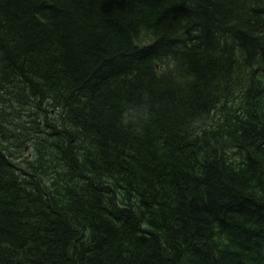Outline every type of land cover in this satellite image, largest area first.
<instances>
[{
    "label": "trees",
    "instance_id": "obj_1",
    "mask_svg": "<svg viewBox=\"0 0 264 264\" xmlns=\"http://www.w3.org/2000/svg\"><path fill=\"white\" fill-rule=\"evenodd\" d=\"M0 264H264V0H0Z\"/></svg>",
    "mask_w": 264,
    "mask_h": 264
},
{
    "label": "clouds",
    "instance_id": "obj_2",
    "mask_svg": "<svg viewBox=\"0 0 264 264\" xmlns=\"http://www.w3.org/2000/svg\"><path fill=\"white\" fill-rule=\"evenodd\" d=\"M148 112L145 108L144 111L141 113L135 108H128L125 112V123H131L133 125L138 124L141 122V119L146 122L148 120Z\"/></svg>",
    "mask_w": 264,
    "mask_h": 264
},
{
    "label": "rangeland",
    "instance_id": "obj_3",
    "mask_svg": "<svg viewBox=\"0 0 264 264\" xmlns=\"http://www.w3.org/2000/svg\"><path fill=\"white\" fill-rule=\"evenodd\" d=\"M212 211H215L214 208H212ZM217 211V210H216ZM217 214V213H216Z\"/></svg>",
    "mask_w": 264,
    "mask_h": 264
}]
</instances>
